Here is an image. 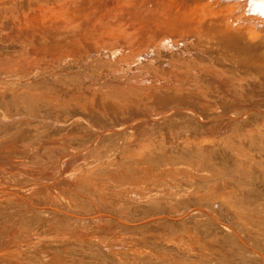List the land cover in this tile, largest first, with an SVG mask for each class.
Listing matches in <instances>:
<instances>
[{
    "label": "bare ground",
    "instance_id": "1",
    "mask_svg": "<svg viewBox=\"0 0 264 264\" xmlns=\"http://www.w3.org/2000/svg\"><path fill=\"white\" fill-rule=\"evenodd\" d=\"M1 1L0 12L11 11L14 9L12 5L18 4L21 11L20 0L18 1L20 3L16 0L15 4L12 0V5L10 0ZM54 1L58 10L65 7V3L60 0H25L24 2H27L28 6H37L41 15L45 17L56 10L52 7ZM193 1H199L204 12H196V19L189 22L198 23L199 29L198 27L193 29L192 27L197 26L196 24L193 26V23L186 28L189 33L193 29L192 34L198 29V34L192 36L190 33L192 38L189 37L187 41L185 39L188 36H183L186 38L182 42L174 40V43H170L161 39L156 42L157 49L151 52L156 58H160V54L167 58L172 57L179 49L186 56L190 52L193 53L195 56L190 67L192 75L188 79L189 83L176 81L170 88L159 87L158 91L153 90L149 78V73H154L153 69L146 67L144 70L139 69L141 65L138 64L137 54L133 50V39L120 36V40L106 44L107 50L94 47L96 41L91 37L96 30L93 27H98L99 33H103L102 31L106 29L104 31L108 32L104 35L109 37L115 31V25L112 26L109 21H102V17L97 22L91 21L86 29L87 17L66 16L56 28L46 26L43 39L40 41L36 38L35 43L18 41L2 47L0 41V150L4 149L5 145L12 148L16 140L20 146L23 140L33 145L43 139L53 140L61 135H67L68 146L70 144L76 146L81 141H95L99 146L104 147L102 152H97L80 164L85 166L79 173L77 187L71 192V199L66 197L67 200L49 205L48 200L52 192L44 190L46 188L40 192V195H36L38 201L35 205H29L22 199L0 198V242L4 241L8 234L18 231L16 226L19 225L20 228L23 227L22 231L31 227L40 231L29 246H35L38 242L51 248L68 245V251H58L53 255L56 257L54 259L60 260L58 257H65L75 260V264H190L185 260L192 255L199 259V264H264V164H262L264 135L260 129L263 123H258L264 121V37L256 41L248 38L249 22L256 23L257 17H243L244 23L239 28L233 29L226 25L225 21L229 17L224 14L223 9L214 5L217 0L212 1L211 7H209L210 2L205 3V0ZM226 4L228 6L224 8L228 12L233 10L232 4H236V10L242 11L238 12V16H242L247 0H232ZM30 10L33 15L31 7ZM11 15L12 13L9 12L10 18L7 20L13 23L14 19H11ZM29 15H25L27 19ZM19 22L16 24L19 25ZM81 26L84 31L78 32L77 29ZM175 30L176 27L169 26L167 33L177 32ZM188 31L182 32L185 35ZM82 35L83 37L80 38ZM47 38L50 40L48 41ZM81 40L92 55L98 54L87 65H80L79 62L82 57L78 49ZM117 45L122 50L117 47V51L113 52ZM44 51L46 54L51 53L50 57L39 54ZM204 62L219 64L228 84H221L223 88L221 86L218 88L212 83L209 75L208 81L204 79L207 82L204 86L200 87L199 84V87H196L194 83H201L206 76L202 71L206 64ZM44 63L48 65L47 68L41 66ZM150 63L153 64V61ZM99 66H103L106 72L110 73L102 77L87 75L89 69L95 71ZM27 67H32L35 72L29 75ZM136 74L137 76L141 74V77L144 75V80L140 82L138 78L141 77L136 78ZM133 75L139 82L134 81ZM237 75L244 76L246 80H239ZM59 87L64 91L62 92ZM224 88L225 91H222ZM151 90L154 99L162 107L187 101L197 102L199 106L215 102L219 107L226 108L232 106L231 102L236 99L226 97L227 93L247 97V103L251 99L249 109L246 108V103L244 105L246 109L243 108L234 114L230 119L232 125L220 136L210 138L208 142H205V139L194 141L185 139L176 147L187 158L199 157L202 167L219 169L220 172L216 174L214 182L219 181L222 187L233 188L231 194L219 193L217 189H212V193L203 194V191L197 189L192 196L184 192L182 196L175 198V205H161L159 200L155 199L153 203L143 205L133 198L117 196L116 186L127 180L128 172H135L141 178L153 164L161 165L158 171L154 172L157 175L154 178L155 182L164 181L167 182L166 184L183 185L195 180L189 174L195 164L187 162L185 167V162L181 158L167 159L161 150V142L158 141L161 135L157 133L167 129H181V133L194 132L199 135L201 124L187 122L173 126L170 122L174 114L167 111L168 114L163 116V120L157 126H147V139L134 138L138 140L131 147L128 146L127 134L134 136L135 128L139 123L135 122L126 128L117 126L113 129L116 126L115 122L124 120L128 113L137 107L138 99L147 98ZM214 92L218 95L216 96ZM255 96L259 98L256 101L252 99ZM146 101L149 102L150 99L147 98ZM40 124H43L44 128H39ZM94 124H99L101 128H97ZM107 128L111 130L109 134L100 133ZM4 130L7 132L3 133ZM218 137L217 150L223 156L220 161H214L207 148L211 149L215 138ZM199 145H205L207 148H200ZM111 151H115L118 162L101 163L106 160L105 153ZM152 180L149 178L147 184L154 182ZM79 190L81 192H78ZM83 191L88 196L80 198L78 194ZM187 197L194 200V204L190 207L184 203ZM99 200L118 202L119 211L112 204L104 203V206H109L107 210L116 214V218L122 219L126 228L130 230L147 231L148 224L152 222L165 229H174L188 216L195 221L190 226L185 225L190 229L182 230L183 234L178 238L181 241L179 244L168 243L150 233H141L129 239L106 240L107 246H104L93 237L92 233L99 228L91 223L102 219L112 221L114 218L105 215L100 218L94 217ZM44 203L48 204V207L39 208ZM140 206H145V209L150 211H156L160 206L169 210L172 216L177 215L182 220L157 217L149 223L140 222L135 217V210L140 209L138 208ZM193 206L196 208L192 209ZM9 241L4 243L5 252L9 248L6 249L7 244L12 240ZM18 245L19 247L16 246L18 251L16 249V253L12 251L16 259H8L11 263H24L41 257H44L42 261L47 262L49 260L47 258H51L49 252L34 251L26 254V250H30L29 246ZM9 252L11 251L9 250L8 254ZM158 252H163V255H155ZM1 261L2 259L0 263L5 262ZM65 261L67 262V259Z\"/></svg>",
    "mask_w": 264,
    "mask_h": 264
},
{
    "label": "rangeland",
    "instance_id": "2",
    "mask_svg": "<svg viewBox=\"0 0 264 264\" xmlns=\"http://www.w3.org/2000/svg\"><path fill=\"white\" fill-rule=\"evenodd\" d=\"M15 1L16 0L13 1V4L16 3ZM18 1L19 0H17V2ZM20 1L21 11H19L20 6H18L20 4L12 5V0H10V5H12L14 9L11 11L3 10L5 12H0L2 13L0 14V41L3 45L2 47H6L10 43L18 41H32L35 43L36 38H39V40L41 41L43 39L42 37H44L43 31H45L46 26L49 28H56L58 25L61 24L64 17L66 16H71L75 18L81 16L87 17L88 21L85 20V22H87L86 29H88V26L91 21L97 22L101 20L102 17V21H109L112 23V26L115 25V31L114 33H112V36L109 37L108 35H104L108 32H105L106 29H104V31L103 28H101V30H103V33H99L100 29H98V27H93L95 28L94 30H96L94 31L96 32V35L92 32V34L94 35H92L93 37H91V39L93 41H96V44H94V47L96 49L104 48V50H107L106 44L108 42L109 44H112L113 40H120V36H124L126 38L130 37L134 41L133 50L137 54V61H139L138 64L141 65L139 69L144 70V67H146L147 69L151 68L154 71V73H149V78L151 81V85L153 86V90L158 91L160 90L159 87L170 88V86L176 81L187 84L189 83L188 79H190V76L192 75L190 67H192V62L195 56L193 55V53L190 52L188 56H186L183 51L179 49L178 52L174 54L175 57L172 56L167 58L163 54H160V58H156V56H154L151 52L157 49L156 42L161 39L163 41L165 40V42L170 43H174V40H180L179 42H182L183 39L187 36L188 38H186L185 41H187L189 37L192 38V36L198 34V23H196L195 21V23L189 22L191 20L196 19V12H204L202 4H199V1L60 0L65 3V7L63 9H60L61 11L58 10L57 8H55L56 1H54L52 2V7H54V9L56 10L52 12L49 16L45 17L41 15V12L38 10L37 6H28L27 2H24L25 0ZM212 1L213 0H205V3L210 2L209 7H211ZM230 1L232 0H217L214 5H218L221 10L223 9V12L225 15H227V17L231 16L233 19H235L242 11H237V5L232 4L233 10L228 12L224 7H227L228 5L226 3ZM1 2L8 1L2 0ZM30 7L33 10V15L31 14ZM238 9L240 10L242 8ZM9 12L12 13L11 19H14L15 21H13V23L7 20L10 18ZM14 12L16 13V15ZM25 15H29V18L27 19ZM18 16H20L22 20ZM103 18H105L106 20ZM17 19H19L18 21H20L19 25L16 24V22L18 23ZM192 23L194 24L193 26H197L191 27L193 29H196L198 27V29L197 31L194 30L196 31V33L193 31L194 33L192 34L193 29L191 30V28H189V30H191L190 33L192 34V36H190L191 34L189 33L187 28ZM13 24H15V26ZM169 26L176 27L175 31H177L178 33H167ZM93 28H90V30H92ZM183 29L188 31V33L184 35L183 32L185 33L186 31ZM77 31L83 32L84 28L81 26L77 29ZM179 31L183 35H181ZM97 33H99V35H97ZM176 36L178 38H176ZM82 37L83 35L80 36V38ZM47 39L48 41L50 40L49 38ZM117 47L119 50H122L120 46L117 45L115 48L116 50L113 49L112 51H117ZM78 49L79 53L82 55L81 59L79 60L80 65H87L88 62H92V59L95 56H98V54L92 55L89 49L85 47V44L82 40L78 45ZM39 54L46 55V57H50L51 55V53L46 54L45 51L40 52ZM154 59L156 60V62ZM169 60L171 61L169 62ZM151 61H153V64L150 63ZM204 63L206 64L204 65L202 71L205 73L206 76L203 77L201 83H194L196 87H199V84L200 87L204 86L207 83L206 81H208L207 77L208 79H210L209 75H211L212 83L218 86V88L219 86H221V84H228V82L222 75L223 69L220 67L219 64L218 66L217 64L212 65L209 62ZM122 64L123 63L120 62V65ZM41 66L43 68L48 67V65H46L45 63L41 64ZM27 71H29V75L35 72L34 70H32V67H27ZM109 73L110 72H106L103 66H99V68L95 71L89 69L87 75L102 77L107 76ZM138 76L141 77V74H138ZM138 76L136 74L135 77L137 78ZM237 77H239V80H246L244 76L237 75ZM141 78L142 80H140ZM141 78H138L140 82L144 80L145 76L143 75ZM204 79H206V81ZM130 80L131 82L133 81L132 78ZM138 80L134 79L135 82H139ZM59 88L62 92L64 91L61 87ZM209 88L210 87H208V89ZM225 89L226 88H224L222 91H225ZM152 93L153 91L151 90L150 93H148L147 95V98L150 99L149 102L146 101V97L138 99L139 103L136 104L137 107L131 110L124 120L116 121V126H114L113 129H115L117 126L120 128H126L128 126H132L133 123L138 122L139 125L135 128L134 136L127 134L129 140L128 146L131 147L138 140L134 138L147 139V126H157L159 122L163 120V116L168 114V112H172L174 114V117L170 122V124L173 126H178L182 123L187 122L198 125L201 124L199 125V135L194 134V132H192L191 134L181 133V129H167L165 131H158L157 133L161 135L158 141L161 142V150L163 152V155H165L167 159L172 160L174 158H181L183 162H185V167L187 166V162L195 164L193 165L192 170H190L189 172L190 176H193L195 180L189 184L183 185H175L173 183L166 184L167 182L164 181L155 182L154 178L157 177V175H155L154 172L158 171V168H160L161 165L153 164L150 169L147 170V172L143 173L141 178H139V175L135 174V172H128V176L126 177L127 180L121 182V184L116 186L118 190L117 196H121V198H133L136 200L137 203L141 202L143 205L153 203L155 200H159V203L161 205H175V198H177L178 196H182L184 192H187L186 195L192 196V193L197 189H199L201 192L203 191V194L206 192L212 193V189L219 190V193L231 194L233 192V188H231L230 186L222 187L219 181L214 182V179L217 177L216 174L220 172L219 169H208L206 167H202V163L199 161V157L192 156L190 158H187L186 156L182 155V153H180L176 149V147L181 144L185 139H191L192 141L196 139H205V142H208L210 138H214L218 135L220 136L221 134H223L227 130V128L232 125L230 119L234 116L235 113H237L243 108L249 109V104L252 103L250 101L251 99H249L250 97H248L249 100L247 103V97L243 98L238 97V95H236L235 93H227L226 97L236 98L235 100L237 101L233 100L236 103L231 102L233 105L226 108L219 107L215 102L199 106L197 102L187 101L172 106L162 107L154 99ZM214 93L216 96L218 95L217 92ZM64 99H66V97H64ZM252 99L256 101L259 98L258 96H255ZM210 100H214V98H210ZM245 104L247 105L246 108L244 106ZM258 123H263L260 129L264 135V121ZM94 125H96L97 128H101L99 124ZM215 125H217V127H214ZM38 126L39 128H44L43 124H40ZM212 126L213 128H210ZM110 131L111 130L107 128L105 130H101L100 133L109 134ZM5 132H7V130L3 131V133ZM66 136L67 135H61L58 138H53V140L43 139L42 141L35 142L33 145H30L25 140L21 142L22 146H20V143H18L17 140L14 142V146L12 148L10 146L5 145L4 149L0 150V198H15L19 200L22 199L26 201V203H28L29 205H35L38 201L36 197L40 195V192L44 188H46L44 190L52 192L50 195V200H48L49 205H55L56 203H59L62 200H67L66 197H72L71 192L75 191L77 187L76 183L77 180H79L80 176L79 173L84 169L85 166L80 164L86 162L88 158L94 156L97 152H102L104 150V147L99 146L98 143H95V141H81L76 146L71 144L68 146L66 142ZM214 142V146L211 149H208L205 145H199V147H206L209 151V154L213 157V160L220 161V158L223 155L220 154L217 150V145H219V137L215 138ZM119 154L121 155V153ZM105 158L106 160H103L101 163L106 164L110 162H118V157L117 155H115V151L105 153ZM263 162L264 160L262 161V164H264ZM118 167L122 168L123 165H118ZM149 178L153 179L152 181L154 182H150V184H147ZM49 187H51L50 190ZM258 187L260 188V186ZM36 188H38L39 190ZM68 189L70 191H68ZM78 192H81V190H79ZM78 196L80 198H84L88 195L83 191L81 194H78ZM104 203H108V205H114L115 208L119 211L118 202L114 203L113 200H99L96 205V212L94 213L95 218H100L103 215L114 218L112 221L102 219L100 221L95 220L91 223L95 227L99 228L98 230L92 233L93 237H96L97 241L101 242V244L104 246H107L105 242L106 240H121L123 238L129 239L132 238L131 236H138V234L141 233H150L159 239L167 241L168 243L179 244L181 241L178 240V238H180V235L183 234L182 230L190 229L186 228L185 225L190 226L195 221L194 218H190V216H188L183 223H181L180 225H178L177 228L174 229H165L160 225H156V222H152L151 224H148L147 231L130 230L126 228V224L123 222L122 219L116 218V214L107 210L109 206H104ZM184 203L187 205V207H190L194 204V200H192L190 197H187V200H184ZM48 204L44 203L39 206V208L44 209L48 207ZM138 208L140 209L135 210V217L136 219H139L140 222L149 223L150 220L156 219L157 217H172L174 219L178 218L179 220H182L177 215L172 216L169 210L164 209L160 206L156 211H150L148 209H145V206H140ZM195 208V206L192 207V209ZM16 227L18 231H22L23 229V227L20 228L19 225H17ZM16 227L14 226V228ZM18 231H14V234H8L7 236H5L4 241L0 242V260L2 259L1 262L5 261L4 263L0 264H75V260H71L65 257H58L60 260L54 259L56 257L53 255H56L58 251H68V245H57L56 248H51L48 245L38 242L37 244H35V246H29L31 244L30 242L34 241V236L39 234L40 231L38 232L35 227L23 230L25 233H23V231ZM40 235L42 236V234ZM8 240H12V246H10L11 242L9 241L10 244H7L6 249L7 247H11V249L8 248L7 252H5V248L3 246L4 243ZM17 243L29 246L30 250H26V254H30L34 251H38L40 253L49 252L51 258H47L49 259L47 262L42 261L44 260V257H41L35 258L34 260L26 261L24 263H11L8 259H16L15 257H13V252L16 253L18 251L17 247H19V245ZM117 244L119 245V243ZM14 245L15 247L12 250ZM15 249L17 251H15ZM9 250L13 252H9L8 254ZM155 255H163V252L155 253ZM66 259L67 262L65 261ZM179 260L184 261L181 259ZM185 261L189 262L190 264H199V259H197L193 255L191 256V258Z\"/></svg>",
    "mask_w": 264,
    "mask_h": 264
},
{
    "label": "clouds",
    "instance_id": "3",
    "mask_svg": "<svg viewBox=\"0 0 264 264\" xmlns=\"http://www.w3.org/2000/svg\"><path fill=\"white\" fill-rule=\"evenodd\" d=\"M243 17L258 18L256 23L249 22L250 26L247 28L249 40L256 41L264 37V31H262L264 29V0H247L242 16H238L235 19L229 16L225 23L231 28L237 29L244 23Z\"/></svg>",
    "mask_w": 264,
    "mask_h": 264
}]
</instances>
